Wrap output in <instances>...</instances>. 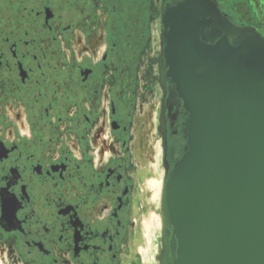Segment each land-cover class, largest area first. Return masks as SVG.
I'll return each mask as SVG.
<instances>
[{"label":"flooded vegetation","instance_id":"1","mask_svg":"<svg viewBox=\"0 0 264 264\" xmlns=\"http://www.w3.org/2000/svg\"><path fill=\"white\" fill-rule=\"evenodd\" d=\"M183 1L0 0V264H142L140 162L158 145L163 181L185 145L159 74ZM211 1L264 35V0Z\"/></svg>","mask_w":264,"mask_h":264},{"label":"water","instance_id":"2","mask_svg":"<svg viewBox=\"0 0 264 264\" xmlns=\"http://www.w3.org/2000/svg\"><path fill=\"white\" fill-rule=\"evenodd\" d=\"M162 26L185 145L161 184L158 264H264V35L211 0H184Z\"/></svg>","mask_w":264,"mask_h":264},{"label":"bare ground","instance_id":"3","mask_svg":"<svg viewBox=\"0 0 264 264\" xmlns=\"http://www.w3.org/2000/svg\"><path fill=\"white\" fill-rule=\"evenodd\" d=\"M160 156V148L157 145L155 153L152 154V151L149 149L144 155L142 162H140V168L152 174L144 184V205L146 211L137 219L143 243L138 250L141 255L142 264H155L157 254L159 253L158 241L161 237L159 202L163 177L162 172L159 174L161 171Z\"/></svg>","mask_w":264,"mask_h":264},{"label":"rangeland","instance_id":"4","mask_svg":"<svg viewBox=\"0 0 264 264\" xmlns=\"http://www.w3.org/2000/svg\"><path fill=\"white\" fill-rule=\"evenodd\" d=\"M159 174H161V171L159 172ZM160 240H161V237H160ZM160 240L158 241V248H159V251H160ZM157 256H159V253L157 254ZM155 264H158V263L155 262Z\"/></svg>","mask_w":264,"mask_h":264}]
</instances>
